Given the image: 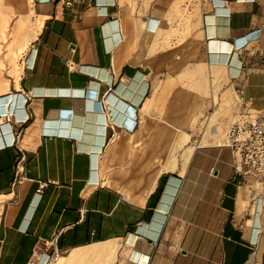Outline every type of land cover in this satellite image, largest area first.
I'll use <instances>...</instances> for the list:
<instances>
[{"label": "crops", "instance_id": "0c3cea01", "mask_svg": "<svg viewBox=\"0 0 264 264\" xmlns=\"http://www.w3.org/2000/svg\"><path fill=\"white\" fill-rule=\"evenodd\" d=\"M2 44L0 264H264V183L192 143L264 114V0H0Z\"/></svg>", "mask_w": 264, "mask_h": 264}, {"label": "built area", "instance_id": "2783aa9c", "mask_svg": "<svg viewBox=\"0 0 264 264\" xmlns=\"http://www.w3.org/2000/svg\"><path fill=\"white\" fill-rule=\"evenodd\" d=\"M222 146L230 148L246 175L264 183V114L238 112Z\"/></svg>", "mask_w": 264, "mask_h": 264}, {"label": "rangeland", "instance_id": "374dc122", "mask_svg": "<svg viewBox=\"0 0 264 264\" xmlns=\"http://www.w3.org/2000/svg\"><path fill=\"white\" fill-rule=\"evenodd\" d=\"M24 47L25 45L19 44H2L0 45V53H5L6 57H11L12 63L16 66L17 60L20 57ZM223 103L224 102L222 101V105L219 106L218 109L209 111L210 116L208 115L198 126V129L196 130L200 131V133L195 134L197 137H194L192 143H197L201 139H204L206 141H201V143L203 144L211 143L216 145L217 143L222 144L225 142L226 132L230 124L233 122L234 118H232V112L228 110L229 108L227 110H224ZM211 119H213L214 121H212Z\"/></svg>", "mask_w": 264, "mask_h": 264}, {"label": "bare ground", "instance_id": "6f19581e", "mask_svg": "<svg viewBox=\"0 0 264 264\" xmlns=\"http://www.w3.org/2000/svg\"><path fill=\"white\" fill-rule=\"evenodd\" d=\"M223 144V143H222ZM217 145H221V143H218Z\"/></svg>", "mask_w": 264, "mask_h": 264}]
</instances>
